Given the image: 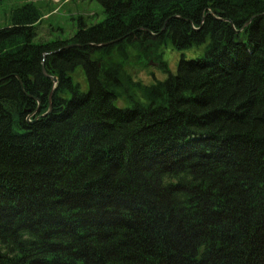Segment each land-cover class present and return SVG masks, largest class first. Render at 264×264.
I'll list each match as a JSON object with an SVG mask.
<instances>
[{"label": "trees", "instance_id": "1", "mask_svg": "<svg viewBox=\"0 0 264 264\" xmlns=\"http://www.w3.org/2000/svg\"><path fill=\"white\" fill-rule=\"evenodd\" d=\"M95 1L0 29V264H264V0Z\"/></svg>", "mask_w": 264, "mask_h": 264}, {"label": "rangeland", "instance_id": "2", "mask_svg": "<svg viewBox=\"0 0 264 264\" xmlns=\"http://www.w3.org/2000/svg\"><path fill=\"white\" fill-rule=\"evenodd\" d=\"M24 3H35L43 14L37 27L36 42L38 43L70 39L78 31L80 22L92 26L105 18L103 7L95 0H2L0 1V29L11 24L10 13ZM249 22L252 23V21ZM192 54L194 52H179L169 46L165 50L164 59L168 61L170 69L175 72L181 58L190 59ZM155 77L158 80H165L167 74L162 73L159 65L151 61L149 71L140 73L138 79L150 85L154 83Z\"/></svg>", "mask_w": 264, "mask_h": 264}, {"label": "water", "instance_id": "3", "mask_svg": "<svg viewBox=\"0 0 264 264\" xmlns=\"http://www.w3.org/2000/svg\"><path fill=\"white\" fill-rule=\"evenodd\" d=\"M227 22H229V20H227ZM249 24H250V22L247 23L246 26H249ZM106 45H108V44H103V45H98V46L101 47V46H106ZM95 46H97V45H95ZM45 75L48 76L46 73H45ZM52 81H53V83H54V85H55L54 87L56 88V85H57V82H58L57 78H56V77H53V78H52ZM55 88H54V89H55ZM38 112H40V111H38ZM51 113H52V107H50V109L48 110V112H46V113H45L44 115H42L41 117H42V118H45V117L49 116ZM39 118H40V117L36 118L34 121H32L31 118H29V119H28V122L31 123V124H34V123H36V122L39 120Z\"/></svg>", "mask_w": 264, "mask_h": 264}, {"label": "bare ground", "instance_id": "4", "mask_svg": "<svg viewBox=\"0 0 264 264\" xmlns=\"http://www.w3.org/2000/svg\"><path fill=\"white\" fill-rule=\"evenodd\" d=\"M169 44V43H168Z\"/></svg>", "mask_w": 264, "mask_h": 264}]
</instances>
